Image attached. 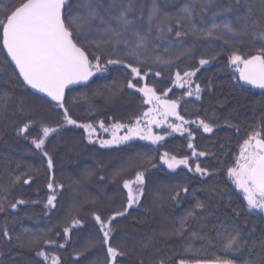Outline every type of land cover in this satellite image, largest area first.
<instances>
[{
    "label": "trees",
    "instance_id": "1",
    "mask_svg": "<svg viewBox=\"0 0 264 264\" xmlns=\"http://www.w3.org/2000/svg\"><path fill=\"white\" fill-rule=\"evenodd\" d=\"M187 2L158 0L160 8L171 14L177 13ZM234 2L222 0L224 6L229 3L234 5ZM245 2L240 0L238 11L227 15L234 27L238 26L236 16L246 11L243 6ZM6 3L7 0H3L0 7ZM142 3L147 14L151 0H142ZM206 15L210 16V13ZM223 19L222 16L217 17L216 23ZM197 26L205 25L197 20ZM169 39L174 41L172 46L168 44ZM235 39L240 40L239 37ZM153 43L157 46L153 55L162 56L178 53L195 43V55L192 58L181 57L171 68L152 65V72L160 71L161 76L150 74L140 81L138 87L147 83L157 89L158 95L167 91L168 99L178 102V111L186 120H207L205 113L208 116L215 113L221 127L214 129L213 133H204L202 129L197 131L194 124L187 125L194 131L195 149L204 151L206 155L192 157V150L187 147V136L184 135H170L158 145L135 139L101 147L97 142L89 143L83 129L63 125L46 139L45 150L53 158V168L49 170L46 158L30 143L32 137L41 134L39 123L28 139L17 136L15 129L24 116H31L34 121L55 127L62 119L61 110L53 111L49 99L34 94L22 84L0 42V94L7 92L12 97L8 112L0 115V202H15L17 199L27 202L18 205L15 210L6 208L0 212V227L6 225L14 237L11 243H4L0 237V252L3 253L0 264H42V258L35 255V249L18 246L15 236L19 235L22 241L30 237H46L63 243V228L75 215L83 224L72 229L66 248L59 249L41 243L46 252L59 255L62 264H73L75 252L81 250L89 238H99L101 235L92 213L95 211L106 217L125 202L123 179H134L135 170L120 177L114 173L133 158L150 163H145L139 169H147L139 205L130 209L126 217L117 218L118 222L115 223L116 230L110 243L127 252L126 256L119 258V264H140L141 261L143 264H156L161 258L170 259L171 264H178L180 259H215L217 256L231 259L233 264H264V219L255 210L247 213L243 211L246 201L226 174V169L234 164L239 155L243 140L253 130L258 131L264 121V92L244 87L234 79L235 70L228 63L230 47L224 45L223 41L196 42L192 36L179 41L173 32L165 39H154ZM239 47L243 55H254L261 47V41L246 37ZM209 55H216V60L203 66L193 77V84L199 83L204 89L201 100L185 97L183 90L174 87L172 81L175 72L180 71L182 74L183 71L191 70L198 66L201 56L207 58ZM235 75L238 76V73ZM127 76L124 69L114 66L109 72L96 73L88 81L67 91L66 106L72 118L81 123L103 121L109 127L114 122L129 124L140 116L147 110V105L143 103L142 93L135 89L124 87L114 100L106 99L114 89L124 86ZM209 81L211 91L208 88ZM98 92L102 94L98 95ZM21 104L23 112L20 111ZM225 121L236 127L226 126ZM164 151L178 157L187 155L193 167L198 162L201 167L216 174L209 178L188 172L186 168L168 170L159 159V154ZM24 173L32 176L29 184L21 182L11 186L8 192L4 191L15 176L27 178ZM49 179L54 181V186L63 185L62 189H56V206L51 209L45 207L48 195L52 194L47 188ZM184 186L189 188V193H181L179 199L173 200L171 196L174 191ZM221 190L226 193L223 199L216 194ZM197 200L204 203L205 207L197 209L201 218L191 221L190 227L185 229V235L190 238V232L199 230L203 224L206 225L205 231H212L214 236L216 225L221 221L229 222L231 209L226 205L231 203L242 210L238 222L244 228L245 238L240 251L225 254L218 246L201 250L199 240L193 239L189 245L180 238L165 240L160 236L162 231L178 227L180 220L192 210ZM56 233H61V236ZM142 243H146L147 247H140ZM189 246L193 251H185ZM105 256L106 248L98 246L84 252L79 257V264H104Z\"/></svg>",
    "mask_w": 264,
    "mask_h": 264
},
{
    "label": "snow or ice",
    "instance_id": "2",
    "mask_svg": "<svg viewBox=\"0 0 264 264\" xmlns=\"http://www.w3.org/2000/svg\"><path fill=\"white\" fill-rule=\"evenodd\" d=\"M2 2L3 0H0V3ZM240 6V0H235L234 5L229 3L227 6H224L222 0H188L177 13L171 14L160 8L158 0H151V6L145 14L142 0H7V3L0 7L2 48L6 50L7 57H10V61L14 63L15 70H18L17 77L22 78V84L50 98L49 103L53 104V111L61 110L62 117L61 121L53 127L47 123L34 121L31 116H24L15 129L17 136L28 139L29 134L39 123L41 134L32 137L30 143L46 158L49 170L53 168V158L45 150L46 139L50 134L58 132L64 124L83 129L87 134L86 139L92 143L96 127L92 123H81L72 118L66 106L65 89L69 85L88 81L96 73L109 72L110 66H120L128 74L125 84L123 87L114 89L106 99L114 100L126 87L142 93L143 103L151 107L131 120L129 124L114 122L111 125L112 139L100 140L101 147L120 144L135 136L158 145L165 136L154 134L153 126L158 127L164 124L168 117H174L179 123L168 122L167 129L171 131L167 134L187 133V147L192 150L191 156L197 158L205 156L204 151L195 149L194 131L186 125L194 124L197 131L202 129L204 133H213L214 129L221 127L215 113L211 116L205 113L207 120H211V123L200 118L186 120L178 111V102L164 98L167 96V91L158 95L154 86H149L147 83L142 87L138 85L150 74L161 76L160 71L152 72V65L171 68L181 57L192 58L195 55V43L172 55H153L157 51V46L153 43L154 39H165L168 34L174 32L175 38L179 41H183L188 36L194 37L196 42L223 41L224 45L230 47L228 63L234 66L235 73H238V76L234 73V79L237 82L244 81L264 89V0H246L243 5L246 11L236 16L238 26L234 27L233 22L227 19V15L235 14ZM257 12L258 16L255 15ZM207 13H210V16L206 15ZM221 16L224 19L216 23V18ZM197 20L205 26L198 27ZM237 37L240 38L239 41L235 39ZM246 37L261 41V47L256 54L247 56L242 54L239 45ZM168 44L172 46L174 41L169 39ZM216 58V55H209L207 58L201 56L198 66L183 71L182 74L176 71L172 82L181 88L187 86L186 95L195 96L196 100H201L204 89L199 83H195L193 87V77L203 66ZM208 88L211 91L210 81ZM11 99L7 92L0 94V115L8 112ZM20 111H24L22 104ZM225 125L236 127L227 121ZM99 127L105 132L109 131L103 121L99 122ZM121 129L125 130L123 136L117 135ZM236 130L239 131V128ZM159 159L171 170H176L183 165L188 172L199 173L202 177L211 178L216 174L206 167H201L198 162L193 167L187 155L178 157L164 151L159 154ZM145 163L150 161L133 158L114 173L115 176L120 177L130 170H135L134 179H123L122 189L126 190V200L118 210L106 217L95 211L92 213L101 235L99 238H89L81 250L75 252L76 259L73 264H79V257L84 252L98 246L106 248L104 264H119V258L127 255L124 249L113 246L110 241L116 230L117 218L126 217L130 214L129 210L140 203L147 169H139ZM152 166L155 167V165ZM29 171H31L30 168ZM226 174L243 193V200L246 201L243 211L247 213L257 210L264 213V121L261 122L258 131L253 130L243 140L239 147V155L234 164L226 169ZM23 175L27 178L15 176L4 191L8 192L11 186L18 183L29 184L32 181L31 175L27 173ZM47 188L52 194L48 195L45 207L51 209L56 206V189H62L63 185L54 186V181L49 179ZM213 190L215 191V187ZM181 193L188 194L189 188L186 186L178 188L171 198L177 200ZM216 194L221 199L226 195L222 190ZM26 203L23 199L8 203L0 202V212H4L6 208L15 210L18 205ZM204 207V203L197 200L192 210L180 220L178 227L174 226L170 230L162 231L160 236L165 240L180 238L189 245L193 239L199 240L201 250L218 246L225 254L240 251L245 238L244 228L238 222L242 210L233 207L231 203L226 205L231 209L229 222L221 221L216 225L214 236L212 231H205L206 225L203 224L199 230L190 232V238L185 235V229L190 227L191 221L201 218L197 209ZM82 224L83 221L73 215L67 222L68 226L63 228V243L46 237H30L27 241H22L19 235L15 236V241L20 247L34 248L35 255L42 258V264H62L61 257L46 252L41 243L64 249L70 240L72 229ZM56 235L61 236V233ZM0 237L4 243H11L14 239L6 225L0 227ZM140 247H147V244L142 243ZM185 251L191 252L193 249L189 246L185 248ZM2 255L3 253L0 252V256ZM140 264H143V261ZM156 264H171V260L161 258L156 261ZM178 264H233V261L217 256L215 259H180Z\"/></svg>",
    "mask_w": 264,
    "mask_h": 264
},
{
    "label": "rangeland",
    "instance_id": "3",
    "mask_svg": "<svg viewBox=\"0 0 264 264\" xmlns=\"http://www.w3.org/2000/svg\"><path fill=\"white\" fill-rule=\"evenodd\" d=\"M233 68H234V66H233ZM174 87L175 88H177V89H179V90H183L184 91V96L185 97H189V96H187L186 95V92H187V86H185L184 88H181V87H179L178 85H175L174 84ZM193 87H194V84H193ZM192 97H194L195 98V96H192ZM164 98H166V99H168V97L166 96V97H164ZM169 100V99H168ZM148 107H151L150 105H147V108ZM175 122V123H179V121H175V118L174 117H168V120L164 123V124H162V125H160V126H153V128H152V130H153V133L154 134H157V135H164L165 136V139L168 137V136H170V135H168L167 133L168 132H170L171 130L170 129H167V123L168 122ZM94 125H95V127H96V131H95V133H93V136H92V141L93 142H97L98 144H100L99 143V141L100 140H110V139H112V129H111V126H109V127H107V126H105V127H107V128H109V131H107V132H105L103 129H101L100 127H99V123H94ZM64 126H71V125H67V124H64ZM144 125L142 124V127H143ZM71 127H73V126H71ZM186 127H188L187 125H186ZM125 134V130H123V129H121L118 133H117V135H119V136H123ZM173 134H178V135H181L180 133H172L171 135H173ZM184 136H187V133H185L184 134ZM106 137V138H105ZM135 139H138V140H142V139H140L138 136H135V137H133L131 140H135ZM131 140H129V141H131ZM143 141H147V142H151V141H149V140H143ZM152 143V142H151ZM121 144V143H120ZM115 145H119V144H113V145H110V146H115ZM110 146H105V147H110ZM163 164V163H162ZM164 165V164H163ZM166 168H167V166L166 165H164ZM179 168H184V166L183 165H181ZM178 168V169H179ZM168 169V168H167ZM168 170H171V169H168ZM177 170V169H176ZM171 171H174V170H171ZM235 185V184H234ZM237 188V187H236ZM238 189V188H237ZM239 190V189H238ZM240 191V190H239ZM241 192V191H240ZM241 194H242V196H243V193L241 192ZM135 207V206H134Z\"/></svg>",
    "mask_w": 264,
    "mask_h": 264
},
{
    "label": "water",
    "instance_id": "4",
    "mask_svg": "<svg viewBox=\"0 0 264 264\" xmlns=\"http://www.w3.org/2000/svg\"><path fill=\"white\" fill-rule=\"evenodd\" d=\"M4 53H5L6 57H7L6 50H4ZM7 59H8V61L10 62V64H11V65L14 67V69H15L14 63L10 61V57H7ZM112 67H114V66H110V68H112ZM15 71H16V73H18V70H15ZM20 79L22 80V78H20ZM83 83H84V82H78V83H76V84L69 85V86L65 89V93H66L67 91H69L70 89H72L73 87L78 86V85H81V84H83ZM240 83H241V85L244 86V87H247V88H251V89L257 90V91L264 92V89H260V88H258V87H255V86L249 85V84H247V83L244 82V81H240ZM27 88L30 89L34 94H36V95H38V96H40V97H43V98H46V99H49V100H50V98L46 97L45 94H43V93H39L37 90L31 89L30 87H27Z\"/></svg>",
    "mask_w": 264,
    "mask_h": 264
},
{
    "label": "flooded vegetation",
    "instance_id": "5",
    "mask_svg": "<svg viewBox=\"0 0 264 264\" xmlns=\"http://www.w3.org/2000/svg\"><path fill=\"white\" fill-rule=\"evenodd\" d=\"M256 212H258L257 210H255ZM259 214H261V216L263 217V219H264V213H260V212H258Z\"/></svg>",
    "mask_w": 264,
    "mask_h": 264
}]
</instances>
